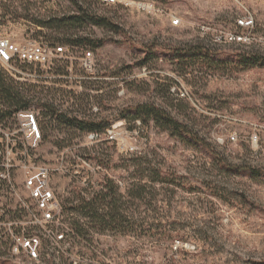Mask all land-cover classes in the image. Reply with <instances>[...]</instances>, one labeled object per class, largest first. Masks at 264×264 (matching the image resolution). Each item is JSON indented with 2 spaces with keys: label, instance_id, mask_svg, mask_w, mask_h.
I'll return each instance as SVG.
<instances>
[{
  "label": "rangeland",
  "instance_id": "rangeland-1",
  "mask_svg": "<svg viewBox=\"0 0 264 264\" xmlns=\"http://www.w3.org/2000/svg\"><path fill=\"white\" fill-rule=\"evenodd\" d=\"M72 2L115 27L73 29ZM0 36L69 56L19 81L0 66V92L40 114L37 155L59 169L64 224L81 223L58 264H264V67L235 57L264 55V0H0ZM140 104L171 113L193 141L121 116ZM94 198L98 214L118 207L107 228L79 209Z\"/></svg>",
  "mask_w": 264,
  "mask_h": 264
},
{
  "label": "built area",
  "instance_id": "built-area-1",
  "mask_svg": "<svg viewBox=\"0 0 264 264\" xmlns=\"http://www.w3.org/2000/svg\"><path fill=\"white\" fill-rule=\"evenodd\" d=\"M91 2L113 6L120 0ZM178 24L179 19L172 21L173 26ZM251 24L239 22L242 27ZM68 58L65 46L0 36V66L14 80L51 70ZM92 59V52L85 51L84 65H90ZM13 98L10 93L11 104L0 103V264H58L67 258L70 238L80 239L81 223L75 228L64 224L59 194L52 182L59 169L38 159L43 137L39 112L33 106L14 103Z\"/></svg>",
  "mask_w": 264,
  "mask_h": 264
},
{
  "label": "trees",
  "instance_id": "trees-1",
  "mask_svg": "<svg viewBox=\"0 0 264 264\" xmlns=\"http://www.w3.org/2000/svg\"><path fill=\"white\" fill-rule=\"evenodd\" d=\"M73 3V2H72ZM74 8L76 9V12L72 13L69 17H67L68 22H71V25L73 26V29H77V27L81 24L83 25V21H87L94 27L98 28H103V29H112L113 26L112 23L109 22L107 18L104 17H98L96 15H93L92 13L89 12V9L86 7L84 8L82 5H78V3H73ZM61 23L65 22V18H62V20L58 21ZM93 43L94 45V40H90L89 38H77L75 43ZM73 43V42H71ZM237 59L238 64L243 67L244 69L246 68H251L254 66H260L264 67V55L261 54H251L249 52H243L237 56H235ZM221 63V62H219ZM218 64V63H217ZM0 85H4L2 82H0ZM3 95L9 98L10 96V91L9 90H4L2 91ZM131 115V120L132 121H144L145 119H150L154 121L160 128L164 130H168L171 132L172 135L176 136L179 138L181 141L184 140H191L190 137V132L188 131L187 126L183 123L180 122L178 119H176L174 116L171 115L168 111L165 109L155 106L154 104H140L137 105L133 108H130L126 111L121 112V116L125 117L128 115ZM83 127V126H82ZM89 130L96 129L94 125L88 127ZM197 144V142L195 141ZM143 191V187L139 184L133 185V193L132 196L134 198H138L141 195V192ZM100 201V200H99ZM101 203L104 202L102 199L100 201ZM97 199L94 198L89 201H83L81 203V206L79 209H81V213L85 214L88 216V218L91 220V222L95 221L98 224H101L102 226H105L106 228L109 227L112 222H115L116 220V213L118 207L114 202L111 204L109 203L108 206L111 207V212L107 215L104 214H98L97 213ZM108 217V218H107ZM79 234L83 235L82 233V228L78 232Z\"/></svg>",
  "mask_w": 264,
  "mask_h": 264
}]
</instances>
